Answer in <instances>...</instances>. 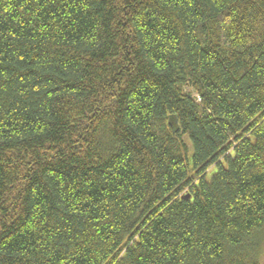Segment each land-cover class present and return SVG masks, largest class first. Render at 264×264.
<instances>
[{"label":"trees","instance_id":"16d2710c","mask_svg":"<svg viewBox=\"0 0 264 264\" xmlns=\"http://www.w3.org/2000/svg\"><path fill=\"white\" fill-rule=\"evenodd\" d=\"M262 238L264 0L0 3V264H259Z\"/></svg>","mask_w":264,"mask_h":264},{"label":"rangeland","instance_id":"374dc122","mask_svg":"<svg viewBox=\"0 0 264 264\" xmlns=\"http://www.w3.org/2000/svg\"><path fill=\"white\" fill-rule=\"evenodd\" d=\"M215 172H216V168L215 167L210 169L207 172L205 179L207 181H210L211 177L215 174ZM260 245H261V247H260V250H259V264H264V238H262Z\"/></svg>","mask_w":264,"mask_h":264},{"label":"snow or ice","instance_id":"6c2138e0","mask_svg":"<svg viewBox=\"0 0 264 264\" xmlns=\"http://www.w3.org/2000/svg\"><path fill=\"white\" fill-rule=\"evenodd\" d=\"M3 2V0H0V3H2Z\"/></svg>","mask_w":264,"mask_h":264},{"label":"built area","instance_id":"2783aa9c","mask_svg":"<svg viewBox=\"0 0 264 264\" xmlns=\"http://www.w3.org/2000/svg\"><path fill=\"white\" fill-rule=\"evenodd\" d=\"M196 97V96H195Z\"/></svg>","mask_w":264,"mask_h":264}]
</instances>
